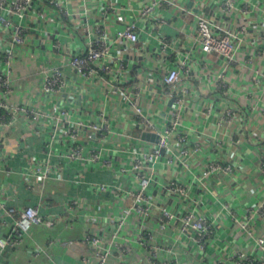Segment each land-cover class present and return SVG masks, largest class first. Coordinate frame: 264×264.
Instances as JSON below:
<instances>
[{
  "label": "crops",
  "instance_id": "crops-1",
  "mask_svg": "<svg viewBox=\"0 0 264 264\" xmlns=\"http://www.w3.org/2000/svg\"><path fill=\"white\" fill-rule=\"evenodd\" d=\"M59 1L70 10V16L48 0L30 3L26 40L15 49L9 71L13 91L6 94L0 90V101L43 113L37 121L19 113L7 124L0 123V237L9 233L7 222L19 219L28 204L40 203L44 219L42 224L33 227L30 237L19 247L5 250L0 247V264H97L94 247L84 244L83 238L89 234L103 237V246L108 247L123 217L128 221L119 230L117 241L125 243L129 252L123 258L116 252L108 264H151L146 252L135 241L136 235L146 226L156 232L160 241L176 246L181 264H217L218 259L232 264L229 259L236 249L254 253L264 261V250L257 243L258 239H264V217L256 215L248 220L246 215L247 207L264 205V176L259 169V162L264 160V114L243 112L235 122L221 124V113L229 103L236 102L233 96L238 91L233 87L228 95L212 91L214 79L207 76L210 71L206 69H219L221 61L215 55L205 57L198 51L194 52L193 64L201 73L204 87L196 80L185 106L175 100L177 92L168 96L161 94L165 85L161 80L163 67L157 54L158 40L161 35L170 34L187 52L192 48L197 30L194 16L166 6L158 17L167 19L169 25L162 23L155 28L153 20L143 19L138 13L140 30L148 28L152 33L143 30L141 39L131 43L126 39H113L116 31L123 29L134 14L127 7L129 0ZM175 1L191 11L220 18L215 0H201L199 4L195 0ZM250 2L258 5L259 26L251 25L250 21L256 19L252 13L235 12L226 19L232 28L248 22L249 34L256 37L254 45L250 43L244 48L242 57L264 43V0ZM145 3L138 0L135 5L141 8ZM98 24L105 27L112 43L111 51L129 65L120 77L127 79L134 73L139 75L140 105L154 125L158 129L170 125L173 114L179 112V130L188 136V146L192 148L199 143L203 147L200 154L191 158V169L179 163L169 166L165 156L158 161L159 174L154 175L148 190L152 203L148 216L135 211L130 196L121 194L117 198L115 192L124 187H139V180L131 179V173H122L121 167H133L136 153L154 147L157 135L152 130L142 129L134 106L122 95L108 99L111 86L105 77L85 79L69 64L75 54L85 51L86 32L95 30ZM10 47L11 33L0 23V73L8 72L5 53ZM107 62L114 69L118 67L112 58ZM259 64L264 71V57ZM55 67L63 68L66 86L59 93H46L42 89L45 74ZM142 67L143 70H139ZM231 74L237 87L245 89L238 93L244 105L264 104V78L251 85V75L245 80L247 69L240 64ZM64 110L67 114H62ZM103 114L111 123L112 132L91 140L81 136L80 141L105 149L102 158L112 160V167L105 166L102 161L71 159L69 148L77 143H72L74 140L66 135L67 128L75 122L99 123ZM177 147L176 142L174 148ZM214 159L222 163L227 161L233 171L218 172L204 183L199 182L194 176L202 174ZM49 162L53 170L48 179L42 180L38 175L30 177L29 171L34 173L38 166ZM172 180L190 184V196L168 191ZM74 200L79 204L74 205ZM192 204L196 205L197 212L210 219L217 216L216 236L206 250H201L197 243L172 228L159 230L157 217L161 208L181 215ZM233 216L249 221L247 227L244 229L236 224ZM251 236L255 239L250 241ZM176 237H180L179 241ZM86 256L90 262L84 261Z\"/></svg>",
  "mask_w": 264,
  "mask_h": 264
},
{
  "label": "built area",
  "instance_id": "built-area-1",
  "mask_svg": "<svg viewBox=\"0 0 264 264\" xmlns=\"http://www.w3.org/2000/svg\"><path fill=\"white\" fill-rule=\"evenodd\" d=\"M52 4H56L65 15L70 16V10L67 9L65 4L59 0H48ZM112 2L113 0H107ZM138 0H129L127 7L133 11V15L129 18L128 23L123 29L116 31L114 41L118 39H126L131 43H137L142 36V31L152 33V29H142L139 26V16L142 18L151 19L154 21V27H161V24L169 25L167 19L164 17H158L159 12L166 9V6H172V8L181 9L184 12H188L196 19L197 30L193 35L192 48L183 51L170 34L160 36L158 45V55L160 63L163 67L161 72V80L165 89L161 93L163 96H168L177 92L175 100L182 106L186 105L188 95L190 91L195 87L194 82L198 80L201 85L204 81L201 79V73L197 70L193 64L194 52L198 51L200 55L205 57L215 55L220 59L219 69H206L210 73L207 76L214 79V90L225 95L230 94L231 88H235L236 91L242 92L245 89L234 83L231 72L234 71L236 65L244 66L247 69V74L243 76L245 80L247 75H251V85L258 84L259 79L264 78V71L260 68L259 60L264 57V43L256 47V50L251 51L247 56L242 57V51L247 48L250 43L253 45L256 43V37L248 29L247 23L242 22L238 28L230 27L226 19L230 18L235 12H240L244 15L250 13L256 15V19L250 21L251 25L259 26V16L256 9L258 5L250 2V0H215L216 11H218L220 18L208 17L201 12H194L188 8L179 5L175 0H142L146 2L141 8L135 4ZM32 0H0V23L5 27L7 31L11 33V49L5 53V63L8 66V72L0 73V90L6 94H10L13 91L12 79H11V66L14 58V51L17 47L23 45L26 40L28 25L26 24V17L30 3ZM197 4L201 0H195ZM114 9L112 5L109 6ZM108 8V7H107ZM109 9V8H108ZM166 11V10H165ZM140 15H139V14ZM152 27V28H154ZM155 27V28H156ZM86 49L80 54H75L71 58L69 64L74 67L78 73L85 79H93L94 77L102 76L106 78V81L110 84L107 96L108 99H112L115 95H122L130 104L134 106L135 112L138 115V124L142 129L148 131L152 130L157 135V142L154 147L148 148L145 151L136 153V159L133 167L128 168L121 167L122 173H131V179L139 180V187L134 188H122L117 189L115 196L118 198L121 194L130 196L134 200V208L137 213H141L148 216L152 210V203L150 202V196L148 190L151 187L153 177L159 174L157 168L158 161L162 157L167 158V165L174 166L179 163L191 169V158L201 153L202 145L199 143L194 144L192 148L188 146L190 143L188 136L180 131V114L175 112L174 120L170 125L164 126L160 129L154 125L148 114L145 113L143 107L140 105L142 99L141 85L139 83V75L134 73L127 79L121 78L122 71L129 68V65L117 54L111 51V41L108 39L105 27L103 25H97L95 30L86 32ZM183 48V47H182ZM186 48V47H185ZM175 51V54L172 53ZM175 57V59L173 58ZM108 58H112L118 64L114 69L108 64ZM139 70H143V67ZM146 72V69H144ZM104 74L106 76H104ZM148 79V77L146 76ZM206 80V79H205ZM250 85V86H251ZM66 86L64 77V71L62 67H55L48 74H45V80L42 89L46 93H59ZM203 86V85H202ZM204 87V86H203ZM246 90L249 91L248 88ZM247 92V91H246ZM234 93L233 98L236 99L228 104V107L221 113L220 123L231 124L238 119L239 115L244 114L259 115L264 114V104L252 107L246 106L241 100V96ZM263 102V101H261ZM251 108V109H250ZM209 113L212 109H209ZM19 113H25L30 119L37 121L43 117V113L34 109H27L19 105H13L5 101H0V123L7 124L8 121H12ZM62 114H67L64 110ZM109 121L106 118V114L102 115L101 122L91 123H77L70 125L67 128L66 135L77 143L75 146H70L69 157L71 159L83 160L87 162L97 163L102 161L104 165L112 167V160L103 159L102 155L105 149H98L92 145H84L80 140L81 136H84L88 140H91L98 135L105 136V133L112 132ZM173 138L177 139L178 147L174 148ZM52 163H48L45 166H38L35 172L29 171L30 177L38 175L42 180H46L50 177L53 170ZM259 169L264 176V160L259 162ZM233 166L226 161L222 163L218 159L210 160L209 164L205 168L202 174L194 177L199 182H205L210 175H215L218 172L231 173ZM132 183H134V181ZM190 184L183 183L178 180H172L168 186V191L173 193H179L181 195L189 197ZM106 188L103 187V191ZM74 205H78V201H72ZM247 219L250 220L256 215L264 217V205L257 208L247 207L246 211ZM234 222L241 225L244 229L247 227L249 221H242L241 219L233 216ZM128 218L123 217L118 222V231L113 235V240L108 247L103 246L105 242L103 237L95 235H87L83 238V243L89 244L94 247L95 256L97 258V264H108V261L112 255L118 252L122 258L127 253L128 248L125 243H119V230L123 229V226L127 224ZM44 222L42 215V206L38 204H28L26 209L22 212L19 219L8 223L9 233L5 237H0V247L2 250L12 247H19L22 245L31 235V231L34 226L40 225ZM142 222V221H137ZM159 223V230L166 231L171 228L175 230L179 235H185L195 243H197L201 250H206L211 240L216 236L217 216L214 219H210L206 214L199 213L196 210V205L192 204L188 211H185L181 215L161 208L160 214L157 217ZM145 226V223H144ZM147 228V226H146ZM141 229L135 237L136 243H138L146 252L147 259L151 264H181L178 256V251L175 245H169L160 241L156 232ZM250 235H252V232ZM179 241L180 237H176ZM255 239L251 236L250 241ZM258 245L264 250V239L260 238L257 241ZM115 249V250H114ZM129 252V251H128ZM168 256L169 258H164ZM84 261L90 262L88 256L83 258ZM232 264H264V261L258 258L254 253H246L242 250L236 249L229 259ZM217 264H226L223 260H217Z\"/></svg>",
  "mask_w": 264,
  "mask_h": 264
}]
</instances>
